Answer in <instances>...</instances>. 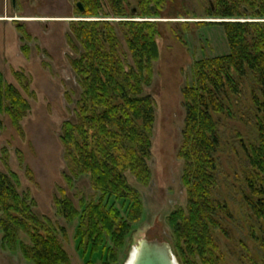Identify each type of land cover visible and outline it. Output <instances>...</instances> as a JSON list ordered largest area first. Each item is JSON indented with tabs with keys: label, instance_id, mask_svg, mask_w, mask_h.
<instances>
[{
	"label": "trees",
	"instance_id": "16d2710c",
	"mask_svg": "<svg viewBox=\"0 0 264 264\" xmlns=\"http://www.w3.org/2000/svg\"><path fill=\"white\" fill-rule=\"evenodd\" d=\"M79 1L87 18L126 17L127 0ZM164 2L139 0L142 16L148 15L151 5L159 7ZM208 16L227 21L220 25L230 53L197 62L194 83L183 91L186 117L179 158L184 162L182 180L188 203L168 222L181 264H221L215 231L229 236L220 221L230 215L216 196L221 127L224 121L237 119L231 97L241 95L246 78L252 76L258 85L253 92L257 138L248 146L241 143L248 191L244 202L264 264V0H215ZM246 17L252 21H238ZM70 30L68 44L75 55L71 66L81 93L73 120L62 128L69 174L65 177L69 189L74 181L89 177L95 195L76 204L61 190L55 204L60 218L68 224L78 222L79 250L91 257L103 253L109 262H116L143 211L140 195L127 177H135L144 186L152 178L149 164L156 103L146 89L159 58L158 30L156 23L128 21H83L72 23ZM30 39L23 33V43ZM21 51L29 58V47ZM22 88L28 99L34 96L28 82ZM28 99L6 83L0 71V114L8 116L19 131L31 110ZM2 153L6 168L0 174L2 248L20 249L33 264H70L61 241L66 230L38 216L34 199L20 192L19 178L7 165L8 151Z\"/></svg>",
	"mask_w": 264,
	"mask_h": 264
},
{
	"label": "rangeland",
	"instance_id": "374dc122",
	"mask_svg": "<svg viewBox=\"0 0 264 264\" xmlns=\"http://www.w3.org/2000/svg\"><path fill=\"white\" fill-rule=\"evenodd\" d=\"M79 3V0H16L14 7L13 0H0V71L5 82L26 99L29 96L22 87L27 82L34 95L28 99L31 110L21 122L20 131L8 116L0 114V174L6 172L2 153L6 149L7 165L19 178L20 192L29 193L34 199L40 218L50 219L66 230V238L62 237L61 241L70 264H127L143 239L168 242L181 264L168 220L177 210L186 209L188 203L182 180L184 162L179 158L186 117L183 91L194 83L197 62L230 53L220 25L226 20L208 16L215 9V0H165L159 7L151 5L154 11L149 9L147 16H142L139 0H127L123 19L87 18L79 12ZM83 21L151 22L156 23L158 30L159 58L154 64L151 86L146 89V95L156 103L149 164L152 178L144 186L135 177H127L129 185L140 195L143 211L116 262H109L103 253L91 257L79 250L75 238L78 222L68 224L60 218L55 204L61 190L76 204L95 195L89 177L74 181L69 189L61 141L63 125L73 120L81 93L71 66L75 55L68 44V35L72 23ZM238 21L252 20L246 17ZM23 33L31 38L25 43L21 41ZM23 46L29 47V58L22 53ZM256 88V81L248 76L241 87L242 94L231 97L237 119L224 121L221 127L216 196L230 214L220 221L229 236L215 231L222 251L221 264L262 262V251L251 234L254 223L244 202L248 191L243 176L246 157L241 144L243 141L248 146L257 138L253 101ZM2 247L0 234V264H33L20 249L13 252Z\"/></svg>",
	"mask_w": 264,
	"mask_h": 264
},
{
	"label": "water",
	"instance_id": "95a60500",
	"mask_svg": "<svg viewBox=\"0 0 264 264\" xmlns=\"http://www.w3.org/2000/svg\"><path fill=\"white\" fill-rule=\"evenodd\" d=\"M15 3L16 0H13L14 7ZM78 8L81 13L85 12L80 3ZM152 10L154 11V9ZM134 14H136V10H134ZM136 248L133 264H178L171 245L166 241L143 239Z\"/></svg>",
	"mask_w": 264,
	"mask_h": 264
},
{
	"label": "bare ground",
	"instance_id": "6f19581e",
	"mask_svg": "<svg viewBox=\"0 0 264 264\" xmlns=\"http://www.w3.org/2000/svg\"><path fill=\"white\" fill-rule=\"evenodd\" d=\"M136 247L134 248V251H133V255L131 256L129 262L127 264H133V260H134V257H135V254H136Z\"/></svg>",
	"mask_w": 264,
	"mask_h": 264
}]
</instances>
